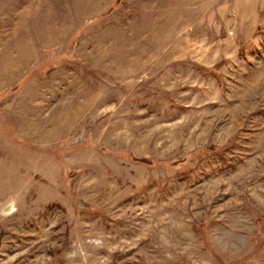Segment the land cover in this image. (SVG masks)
Masks as SVG:
<instances>
[{"label":"rangeland","instance_id":"374dc122","mask_svg":"<svg viewBox=\"0 0 264 264\" xmlns=\"http://www.w3.org/2000/svg\"><path fill=\"white\" fill-rule=\"evenodd\" d=\"M0 264H264V0H0Z\"/></svg>","mask_w":264,"mask_h":264}]
</instances>
